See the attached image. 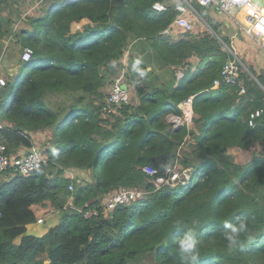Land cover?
<instances>
[{
    "label": "trees",
    "instance_id": "obj_1",
    "mask_svg": "<svg viewBox=\"0 0 264 264\" xmlns=\"http://www.w3.org/2000/svg\"><path fill=\"white\" fill-rule=\"evenodd\" d=\"M22 1L0 0V58L6 39L33 49L0 92V152L49 143L33 174L0 180V264H264V52L251 65L238 51L237 81L216 84L233 47L198 0L190 3L207 27L176 39L164 31L182 0H40L41 13L24 18ZM122 67L130 101L106 116ZM190 95L192 122L173 128L167 116ZM238 148L246 162L231 153ZM174 164L192 169L186 184L165 183ZM122 186L143 194L107 209ZM48 204L56 224L28 233L35 207ZM93 206L98 215L78 210ZM181 240L192 247L181 252Z\"/></svg>",
    "mask_w": 264,
    "mask_h": 264
},
{
    "label": "built area",
    "instance_id": "obj_2",
    "mask_svg": "<svg viewBox=\"0 0 264 264\" xmlns=\"http://www.w3.org/2000/svg\"><path fill=\"white\" fill-rule=\"evenodd\" d=\"M202 5H208L215 8L220 14L228 16L235 22L241 32L248 34L255 38L258 42L264 45V4L261 5L255 0H198ZM264 3V0H263ZM154 6L158 9L164 8V5L160 2H156ZM180 13L174 19L170 28L166 29L164 32L178 28L181 31H191L194 28V21L191 17L186 15L187 5L179 4L176 6ZM241 15V17H240ZM33 49L30 46H25L22 52V59L29 60L32 56ZM233 58L228 59L224 65L223 75L220 79H216L215 83L220 82L225 83H235L238 79V73L240 71L241 65L244 66L243 62L237 57L233 52ZM122 72L118 73L113 83L111 84V89L108 97V109L107 112H111L113 109H117L118 106L128 103L130 101V91L129 88L125 89L123 87V80H125V67H122ZM120 70V71H121ZM7 84V78L0 75V92L2 88ZM194 96L190 95L183 99L179 103L181 108V114H169L167 119L173 124L174 128H178L183 123L189 124L192 122L194 117ZM263 109H256L250 113V123L261 114ZM3 146L0 145V151ZM44 161L42 154L37 150L33 149L24 156L21 155H6L0 152V180L4 177H8L9 174L19 173L25 176L33 174L38 170ZM176 166V165H175ZM172 169L174 166L167 167L166 174L164 178L165 183L175 184L172 180L175 175ZM189 169L186 180L182 184H186L187 180L190 179L192 169L190 167L182 169L185 171ZM144 170L148 174H154L158 172V169L151 165L144 166ZM171 174L169 175V172ZM171 176V178H169ZM70 188H73L70 185ZM143 194V190L139 188L122 186L119 190L115 192H110L106 201L107 209H113L118 205H129L136 199L140 198ZM81 212L85 217H91L99 214V209L95 206L86 209H81ZM37 222H43V219L39 217Z\"/></svg>",
    "mask_w": 264,
    "mask_h": 264
},
{
    "label": "rangeland",
    "instance_id": "obj_3",
    "mask_svg": "<svg viewBox=\"0 0 264 264\" xmlns=\"http://www.w3.org/2000/svg\"><path fill=\"white\" fill-rule=\"evenodd\" d=\"M173 1H178V0H173ZM182 1L185 2V0H182ZM179 4H181V3L179 2ZM41 9H42V3L40 0H23L22 4L20 6V10H21L20 14L23 18L26 17L27 15H37V14L41 13ZM6 12H8V11L5 10V13ZM187 13H188V16L191 17L193 19V21L195 22L194 26H202V27L206 26L207 27L206 23H205V25L203 24V20L198 16L197 12L191 8V6H188V12ZM14 17H17V16H14ZM254 39L255 38H253L250 35L248 36V34H247L246 40L242 44L241 49L239 51L244 62L247 64H251V65H256L258 62V58H259L260 54H263V52H264V51H262V49H263L262 46L259 45L258 42H256V40H254ZM235 44H236V41H235ZM4 47L5 48L2 49L3 53H2V56L0 58V75L7 78V76H9V75L14 76L15 73L18 71V65H19L18 61L20 59V55L22 54V50L24 49V47L15 38L13 40L6 39ZM127 60H128V55L126 53V55H124V57H123L124 65L127 64ZM122 71L123 70H121L120 72H122ZM123 83L127 84L126 79L123 80ZM132 90H133V88H132ZM106 91L109 92L108 86L106 88ZM106 96H107L105 98L106 104L103 105L102 110H103L104 114L107 116L110 113L109 111L107 112L108 97H109L108 93ZM132 96H135V95L133 93H131V97ZM113 110H115V109H113ZM36 139H37V136H35L34 140H36ZM48 143L49 142H47L46 137H42L41 139L37 140V142H34L33 148L28 149V150H33L35 148L40 152L39 147L43 148L42 150H44V148H46V145H48ZM231 153L236 156V159L239 162H246L248 160L249 154H250V152L243 151L239 148L238 149H232ZM175 165L176 164L173 165L175 167V169H172L173 172L175 173V175L173 176L174 178L172 180L175 182V184L182 183L184 180H186L187 175H188V173H190V171H189V169L182 171L180 166H177V165L175 166ZM170 174H171V171L169 172V175ZM169 178H171V176H169ZM108 195L106 196V200L108 198ZM81 209L82 208H79L78 210L81 212ZM54 210L58 211L55 208H54ZM49 213L52 214V216H53V219H54L53 222H52L53 219H51L50 221H48V219H45L46 216H44V218L41 217L43 219V222H39V223L40 224L42 223L43 225L32 226V227H30L31 229H27V232L30 234H34V235H36L35 233L39 234L42 230L47 232L48 231V230H46L47 226H48V228L49 227L51 228L53 225H55L57 220H58V216H59L58 212H53L52 210L50 212H48V215H49ZM38 226H40V228L42 229L41 231L36 230V228ZM27 228H28V226H27ZM36 236H38V235H36ZM41 236H45V232ZM44 264H49V260L44 259Z\"/></svg>",
    "mask_w": 264,
    "mask_h": 264
},
{
    "label": "crops",
    "instance_id": "obj_4",
    "mask_svg": "<svg viewBox=\"0 0 264 264\" xmlns=\"http://www.w3.org/2000/svg\"><path fill=\"white\" fill-rule=\"evenodd\" d=\"M199 2V1H198ZM200 3V2H199ZM185 4L187 5V10H186V15L188 16V6H191V8L192 9H194L195 10V8H194V6L190 3V0H185ZM201 4V3H200ZM214 9V10H213ZM213 9H210L209 8V11H208V13H210V15L211 14H214V16L215 17H218V19L222 22V25L220 26V30L222 31V34L223 35H228V37H229V39H230V41H231V45H232V47H233V52L235 53V54H237L238 53V51H240V49H241V46H242V44L245 42V40H246V34H242L241 33V30L239 29V27H238V25L235 23V22H233L232 21V19L231 18H229L228 16H225V15H222V14H220L215 8H213ZM196 11V10H195ZM197 12V11H196ZM197 14H198V16L203 20V22L204 23H206V20H204V18H203V15H200L198 12H197ZM240 17H241V15H240ZM200 19V20H201ZM201 20V21H202ZM195 23V22H194ZM207 24V23H206ZM196 25V24H195ZM195 27V31H198V30H202L203 28H202V26H194ZM181 32H183V31H181V30H179L178 28H174L173 30H169L168 31V34H170V36H171V38H173V39H176L178 36H179V34L181 33ZM236 39V40H235ZM235 41H236V44H235ZM238 57V56H237ZM189 62H191L192 63V71L195 69V67H196V65H197V59H195V57H191L190 59H189ZM151 67V66H150ZM152 68V67H151ZM179 69L176 71V74H177V77H178V79L179 78H181L182 76H183V73H184V71H183V69L182 68H180V67H178ZM150 69V68H149ZM156 71L158 72V71H161V70H158V69H156ZM172 114V113H171ZM27 151V150H26ZM25 150H24V152H26ZM23 152V153H24ZM73 174V173H72ZM36 208V212H37V218H39V217H43L44 218V216H46L45 217V219H48V221H50L51 219H53V216H52V214H50L49 213V215H48V212H50L51 210L53 211V212H58V211H56V210H54V207L51 205V204H48L47 206H45V207H38V206H36L35 207ZM53 208V209H52ZM49 210V211H48ZM56 214V213H55ZM54 221V219L52 220V222ZM35 225H43L42 223L40 224L39 222H34V223H30V224H28V228L27 229H31L30 227H32V226H35ZM40 226H38L37 228H36V230L37 231H41L42 229L40 228ZM54 226V225H53ZM50 228V227H49ZM46 230H48V226H47V228H46ZM45 232V234L47 233L46 231H41L39 234H37V233H35L36 235H38V236H41V235H43V233Z\"/></svg>",
    "mask_w": 264,
    "mask_h": 264
},
{
    "label": "clouds",
    "instance_id": "obj_5",
    "mask_svg": "<svg viewBox=\"0 0 264 264\" xmlns=\"http://www.w3.org/2000/svg\"><path fill=\"white\" fill-rule=\"evenodd\" d=\"M192 31V30H191ZM128 88H129V85H128ZM243 225L240 226V229L242 230L243 229ZM233 232H236L237 229L236 228H233L232 229ZM229 239H233L232 237H229ZM192 247V245L187 241V240H181L180 241V250L181 252H186L188 251L190 248ZM193 259H195V256L193 255L192 257Z\"/></svg>",
    "mask_w": 264,
    "mask_h": 264
},
{
    "label": "water",
    "instance_id": "obj_6",
    "mask_svg": "<svg viewBox=\"0 0 264 264\" xmlns=\"http://www.w3.org/2000/svg\"><path fill=\"white\" fill-rule=\"evenodd\" d=\"M255 1L258 2V3L261 4V5L264 4V3H263V0H255ZM123 87H124L125 89H128V84L124 83V84H123ZM30 151H32V150H27L26 152H24V156H27V153L30 152Z\"/></svg>",
    "mask_w": 264,
    "mask_h": 264
}]
</instances>
